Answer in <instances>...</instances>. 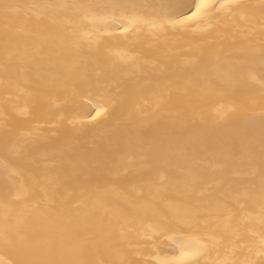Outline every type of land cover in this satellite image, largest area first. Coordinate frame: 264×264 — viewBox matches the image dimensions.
Here are the masks:
<instances>
[{
  "label": "bare ground",
  "instance_id": "1",
  "mask_svg": "<svg viewBox=\"0 0 264 264\" xmlns=\"http://www.w3.org/2000/svg\"><path fill=\"white\" fill-rule=\"evenodd\" d=\"M0 264H264V0H0Z\"/></svg>",
  "mask_w": 264,
  "mask_h": 264
}]
</instances>
